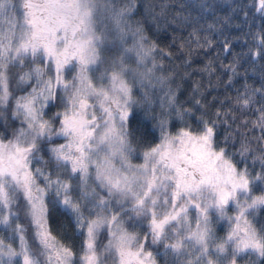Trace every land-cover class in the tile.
I'll list each match as a JSON object with an SVG mask.
<instances>
[{
  "label": "clouds",
  "instance_id": "1",
  "mask_svg": "<svg viewBox=\"0 0 264 264\" xmlns=\"http://www.w3.org/2000/svg\"><path fill=\"white\" fill-rule=\"evenodd\" d=\"M214 13L227 82L165 39ZM258 34L244 0H0V264H264Z\"/></svg>",
  "mask_w": 264,
  "mask_h": 264
},
{
  "label": "trees",
  "instance_id": "2",
  "mask_svg": "<svg viewBox=\"0 0 264 264\" xmlns=\"http://www.w3.org/2000/svg\"><path fill=\"white\" fill-rule=\"evenodd\" d=\"M253 13L257 16L260 15L258 10V0H244ZM243 15V13H241ZM238 23L235 19H230L229 16L223 13H214L209 16L205 28L208 29L206 32L197 33L200 36V43H204L203 37L207 36L211 41L210 46H206L202 49H196L193 54L194 67H205L208 61L211 60L212 66L218 73H223V79L227 82L228 76L231 75L232 65L234 64V55L241 52V43H246V38L237 39L239 37V30L236 28ZM211 26V27H210ZM219 33H222L218 35ZM176 39V44H173V48L179 50L177 45L184 41L192 42L193 47H195L196 36L189 35L187 32L183 33H170L165 39L167 41H172ZM257 39H261L258 34ZM229 45L225 49V45ZM219 57V59H217ZM237 71H242L241 68H237ZM239 87L245 81L243 77H238ZM235 95V92L232 93Z\"/></svg>",
  "mask_w": 264,
  "mask_h": 264
},
{
  "label": "snow or ice",
  "instance_id": "3",
  "mask_svg": "<svg viewBox=\"0 0 264 264\" xmlns=\"http://www.w3.org/2000/svg\"><path fill=\"white\" fill-rule=\"evenodd\" d=\"M258 10H259V12L264 13V0H258ZM191 35L196 36L195 47H193L192 42L184 41V42L179 44V48L182 51H184L185 59L187 60V62L190 63V64H194L195 61L193 60V54L196 51V49H202V48H204L206 46H210L212 41L207 36H205V37H203L204 43H200V39L201 38L195 31H193V33ZM261 42L264 43V35L261 36ZM228 47H229V45L226 44L225 45V49H227ZM212 63L213 62L211 60H209L208 64H207L208 67H196L193 70L194 71H200V72H205V71L211 72V71H214V69L210 67L212 65ZM231 67H232L233 71H235V65L233 64ZM229 83H231V80H229ZM245 87H248V86L245 85ZM257 91H258V89H257ZM237 103L241 104L243 106H247L250 103V100L248 98L240 99V97L238 96L237 97ZM260 122H264V112L261 113ZM254 123H256V122H254ZM212 131H213V129H211V128L208 129V133L209 134L212 133ZM204 139L207 140L208 137H204ZM244 150L245 151L249 150L246 145L244 146ZM222 154L223 153L221 151V153H219L217 155L221 156ZM260 159L262 161H264V157H260ZM226 163H228V162L226 161ZM233 177L236 178L238 182L242 181L244 186H247L248 179L244 175V173H241L239 175V177H236L235 170L233 169L232 172H231L230 178H233ZM249 242H252V241H249ZM255 246L258 247V248L260 247V244H259L258 241L255 242Z\"/></svg>",
  "mask_w": 264,
  "mask_h": 264
}]
</instances>
